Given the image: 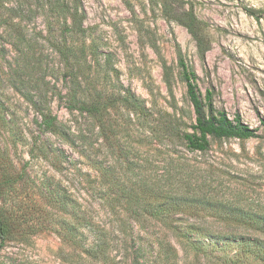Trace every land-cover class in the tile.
Masks as SVG:
<instances>
[{
    "label": "rangeland",
    "instance_id": "1",
    "mask_svg": "<svg viewBox=\"0 0 264 264\" xmlns=\"http://www.w3.org/2000/svg\"><path fill=\"white\" fill-rule=\"evenodd\" d=\"M64 3L68 23L82 21L66 28L79 45L70 64L50 42L58 8L0 0V209L11 230L0 264H264V0H182L205 52L163 0ZM180 56L202 93L258 136L186 145L196 115ZM88 90L104 94V128L74 107ZM172 194L194 202L168 212ZM192 225L214 236L190 242ZM104 236L114 261L78 256Z\"/></svg>",
    "mask_w": 264,
    "mask_h": 264
},
{
    "label": "trees",
    "instance_id": "2",
    "mask_svg": "<svg viewBox=\"0 0 264 264\" xmlns=\"http://www.w3.org/2000/svg\"><path fill=\"white\" fill-rule=\"evenodd\" d=\"M41 6H50L51 8H58L56 12V16L58 18L57 22L61 25V31L59 36H52L50 42H52L54 48L58 50L60 55L64 58L65 62L70 64L71 57L75 58L78 56L76 54L79 45L75 44L72 40L67 37V29L73 27L74 30H79L82 28V21H79L78 13L75 12L74 19L72 24L68 23L67 12L65 10L66 6L64 0H35ZM29 4V3H28ZM182 0H163V10L164 13L170 17L171 19L180 22L182 25L186 26L189 32L195 37L198 42V46L202 52L208 50L207 43L205 39L201 35V30L199 24L200 21L197 19L196 15L192 10L186 11L182 9ZM30 5V4H29ZM56 21V20H55ZM179 64L181 66V73L184 81L187 86V94L189 100L193 106L196 118L195 123L192 124V131H184L180 133V138L183 139L186 145L192 150H207L210 147L211 140L213 138L222 139V138H241L247 139L250 137L258 136L257 128L251 127L247 124L240 113H236L234 117H230V115L223 109L217 108L214 102V91L212 89H207L205 94L199 89L196 80L197 75L194 70L190 69L185 59L180 56ZM80 87L78 88V90ZM74 107L78 109L81 113L87 114L92 120L100 123V128H104V94L102 92H97L96 90H88L85 91L84 94L77 99L74 97ZM134 107L142 110V101L134 98ZM56 118L52 116H45L44 125L46 128H51L52 130H56L59 128L56 122ZM261 123L264 125V119L261 120ZM61 199L55 200V205L68 206L67 201L63 200V196L59 195ZM190 202H194L190 199V197L183 195H171L168 196L167 199V211L168 212H180L184 209L185 204H189ZM170 209V210H169ZM77 219L87 218V215L84 213L83 215L80 213H76ZM10 224L7 218V214L0 209V238L5 241L9 238L10 234ZM196 233L197 235H209L214 236V234L209 233V231H205L203 228L196 225H192L188 231L184 233L186 238L190 242H197L200 240L193 239L192 234ZM71 240L77 247L80 246L79 243V233L75 230L69 231ZM231 241H237L239 243H243L246 248H249L252 244L258 246L261 244L259 239L252 238L245 234L242 235H234L224 234ZM206 237V238H207ZM222 240V236H220L219 240L216 242L214 247H219L220 242ZM202 242V241H201ZM200 244V243H199ZM110 242H108L104 236V240H99L97 238L94 245L90 248L84 250L85 257L83 255L78 254L80 258L87 260V256L91 259L96 260L97 257L104 258L105 262L114 261V259L110 258ZM200 249H206L202 245L198 246ZM222 247V246H220ZM213 250V249H212ZM209 251L208 249L205 250Z\"/></svg>",
    "mask_w": 264,
    "mask_h": 264
}]
</instances>
